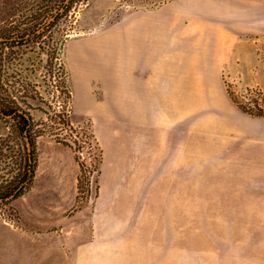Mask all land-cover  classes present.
I'll list each match as a JSON object with an SVG mask.
<instances>
[{"label": "rangeland", "instance_id": "rangeland-1", "mask_svg": "<svg viewBox=\"0 0 264 264\" xmlns=\"http://www.w3.org/2000/svg\"><path fill=\"white\" fill-rule=\"evenodd\" d=\"M90 1L0 0V29H35L31 40L4 46L12 59L5 87L35 97L21 104L45 129L38 140H66L82 152L77 202L68 211L80 209L85 221L83 256L74 264H264V162L255 145L264 140V0H114L106 11L102 24L177 27L180 45L160 55L174 60L175 85L187 81L192 96L181 118L166 110L163 195L159 185V193L117 209L99 200L103 154L91 121L72 122L80 95L68 45L80 37ZM0 130V137L10 132L2 121ZM9 143L4 153L14 155L18 142ZM12 169L11 156H0V175ZM22 217L17 199L0 202V224L25 229Z\"/></svg>", "mask_w": 264, "mask_h": 264}, {"label": "crops", "instance_id": "crops-1", "mask_svg": "<svg viewBox=\"0 0 264 264\" xmlns=\"http://www.w3.org/2000/svg\"><path fill=\"white\" fill-rule=\"evenodd\" d=\"M114 4V0L88 3L79 21L82 33L70 41L68 51L80 95L72 122L91 121L103 154L99 200L104 207L117 209L133 207L144 193H159V185L163 195L166 110L172 118H181L190 110L192 96L187 81L175 85L173 76L180 68L174 60L160 55L180 45L172 35L178 28L170 33L158 24L100 23ZM152 29L159 31L144 35ZM200 104L197 97L194 106ZM261 144L264 140L255 145L264 162ZM38 149L34 184L17 198L27 228L0 224V264H74L83 256L84 218L80 209L68 214L77 202L79 160L72 146L53 139L38 140ZM176 152L174 158L181 159V150Z\"/></svg>", "mask_w": 264, "mask_h": 264}, {"label": "trees", "instance_id": "trees-1", "mask_svg": "<svg viewBox=\"0 0 264 264\" xmlns=\"http://www.w3.org/2000/svg\"><path fill=\"white\" fill-rule=\"evenodd\" d=\"M35 29L32 26L20 28L17 25H11L7 28L0 29V121L4 122L10 129L7 136L0 137V156L8 159L11 156L13 160V174L0 175L2 182L0 183V202H11L28 192L33 184L38 165L39 149L38 138L45 133V129L37 128L34 117L30 108L24 107L21 102H26L23 96H29L30 92L19 94V90L15 94L5 86L9 84V77L5 75L6 70L11 66L12 59L3 57V48L6 45L14 47L29 41L33 37ZM15 85V84H14ZM35 98L33 95L29 96ZM29 101V100H27ZM67 123H71L68 120ZM73 124V123H72ZM10 140L18 143L14 155L4 153V145L11 148ZM63 143L70 145L66 140ZM71 146V145H70ZM10 161L5 163L7 169ZM81 171L84 163H80ZM11 170H9L10 172Z\"/></svg>", "mask_w": 264, "mask_h": 264}, {"label": "built area", "instance_id": "built-area-1", "mask_svg": "<svg viewBox=\"0 0 264 264\" xmlns=\"http://www.w3.org/2000/svg\"><path fill=\"white\" fill-rule=\"evenodd\" d=\"M82 142L87 143L86 140H83ZM75 150H76V149H75ZM76 152H78V153H82L81 150L76 151ZM76 152H75V153H76ZM76 155H77V153H76ZM77 158H78V160H79V163H83V162L80 160V156H79V155L77 156ZM81 172H82V171H81Z\"/></svg>", "mask_w": 264, "mask_h": 264}, {"label": "water", "instance_id": "water-1", "mask_svg": "<svg viewBox=\"0 0 264 264\" xmlns=\"http://www.w3.org/2000/svg\"><path fill=\"white\" fill-rule=\"evenodd\" d=\"M64 40L61 41L60 45H59V49L61 48V46L63 45Z\"/></svg>", "mask_w": 264, "mask_h": 264}]
</instances>
